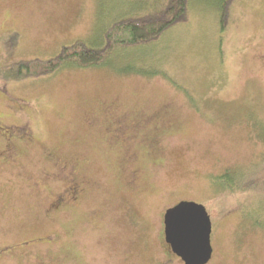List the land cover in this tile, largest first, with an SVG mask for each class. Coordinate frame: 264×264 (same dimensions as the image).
I'll return each mask as SVG.
<instances>
[{"label":"rangeland","instance_id":"1","mask_svg":"<svg viewBox=\"0 0 264 264\" xmlns=\"http://www.w3.org/2000/svg\"><path fill=\"white\" fill-rule=\"evenodd\" d=\"M218 1L189 0L185 22L102 65L6 80L158 0H0V264H184L162 223L181 199L210 215L208 264H264V0H235L225 31ZM226 169L239 196L212 186Z\"/></svg>","mask_w":264,"mask_h":264},{"label":"trees","instance_id":"2","mask_svg":"<svg viewBox=\"0 0 264 264\" xmlns=\"http://www.w3.org/2000/svg\"><path fill=\"white\" fill-rule=\"evenodd\" d=\"M188 1L189 0H158L157 4L148 12L142 14H132L116 20L113 25L104 33L105 42L102 46H92L85 41L78 39L70 45H64L60 51L53 57L45 60L39 58L20 59L10 63L8 68H12L13 75L6 77V80H17L24 78H39L45 75L53 74L64 67L84 68L89 66H98L106 63L107 57L117 47H130L142 44L156 42L160 36L170 27L185 22L188 19ZM235 0H219V25L221 31H225L230 24L232 15V6ZM154 2V1H153ZM121 27L127 28L130 32L129 38L120 36ZM19 38L16 32L9 37L7 48L9 51L15 49ZM230 175L235 173L227 171ZM232 173V174H231ZM228 174V175H229ZM237 173L235 176H241ZM227 175V174H226ZM223 175L219 176L222 178ZM231 185H224L222 189L232 193L243 192L242 180L233 188ZM256 225H262L261 221H256Z\"/></svg>","mask_w":264,"mask_h":264},{"label":"water","instance_id":"3","mask_svg":"<svg viewBox=\"0 0 264 264\" xmlns=\"http://www.w3.org/2000/svg\"><path fill=\"white\" fill-rule=\"evenodd\" d=\"M164 239L184 264H206L212 257V221L206 207L193 200L166 209Z\"/></svg>","mask_w":264,"mask_h":264},{"label":"flooded vegetation","instance_id":"4","mask_svg":"<svg viewBox=\"0 0 264 264\" xmlns=\"http://www.w3.org/2000/svg\"><path fill=\"white\" fill-rule=\"evenodd\" d=\"M105 112L106 113H108V114H110L111 115V117H110V123H111V125H112V131L114 132L113 133V135L114 136H116V137H118V136H120L121 138H122V140L124 141V140H126V138L128 137V136H126V134H125V132H126V123L124 122L125 121V115L124 114H118V113H115V112H113V111H111V109H106L105 110ZM134 128H135V130L137 129V126L136 125H134ZM21 138V137H20ZM6 140H7V138H6ZM5 141V140H4ZM8 141H10V142H6L5 144H4V150H5V153L4 154H6V155H8L9 157L11 156H14L15 155V151H14V147H13V144L11 143V140H8ZM68 166V167H67ZM69 166H71V165H68V164H62L61 165V168L62 169H66V173L67 174H69V171H70V174H71V168H73V170L75 169L73 166H71L70 167V169H69ZM228 170L226 169V170H224V171H222L220 174H219V176H221V175H223V177L222 178H217V180L216 181H213V178L211 179V182H212V186H215V188H220V189H225L226 187H221V185L223 186L224 185V183H226V185H227V183H228V185H230L229 184V182H232L233 184V188H235V185L238 183L239 184V182H240V180H241V176H238V178H237V176H235V175H230L228 172H227ZM227 174V175H226ZM229 174V175H228ZM232 174V173H231ZM238 175H241V174H238ZM67 177H68V179H69V175H67ZM79 182H77V181H75V180H73V178H70L69 179V184H68V188H67V193H68V198L70 199V200H74L76 197H77V194L79 193V191H78V189H79V187H80V185L78 184ZM231 186V185H230ZM236 189H234L233 191H232V193L230 194V195H233V196H239L240 194L239 193H236ZM182 200H189V199H181V200H179V201H182ZM64 199H62L60 202V205H63L64 204ZM178 201V202H179ZM177 202V203H178ZM177 203H175V204H177ZM174 204V205H175ZM174 205H172V206H174ZM171 206V207H172ZM169 208V207H168ZM167 208V209H168ZM166 211V210H165ZM165 211H164V213H165ZM163 218H164V214H163ZM163 218H162V223H163ZM163 239H164V224H163ZM164 241H165V239H164ZM166 243V242H165ZM167 244V243H166ZM167 246L169 247V249H170V251H171V248H170V246L167 244ZM213 250H214V248H213ZM172 252V251H171ZM214 252V251H213ZM212 256H213V253H212ZM179 258V257H178ZM211 259H212V257H211ZM210 259V260H211ZM210 260L206 263V264H208L209 262H210Z\"/></svg>","mask_w":264,"mask_h":264}]
</instances>
